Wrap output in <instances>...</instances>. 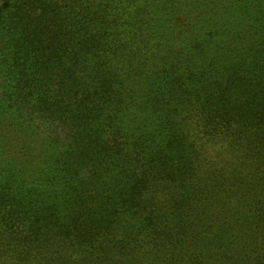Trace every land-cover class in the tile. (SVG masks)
I'll use <instances>...</instances> for the list:
<instances>
[{"label": "trees", "instance_id": "trees-1", "mask_svg": "<svg viewBox=\"0 0 264 264\" xmlns=\"http://www.w3.org/2000/svg\"><path fill=\"white\" fill-rule=\"evenodd\" d=\"M0 264H264V0H0Z\"/></svg>", "mask_w": 264, "mask_h": 264}]
</instances>
